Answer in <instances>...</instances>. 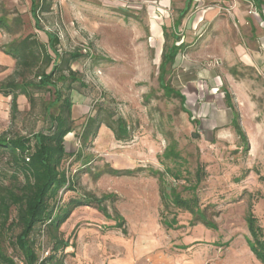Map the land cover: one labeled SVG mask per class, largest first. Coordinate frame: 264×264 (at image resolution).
I'll return each mask as SVG.
<instances>
[{
	"label": "rangeland",
	"instance_id": "rangeland-1",
	"mask_svg": "<svg viewBox=\"0 0 264 264\" xmlns=\"http://www.w3.org/2000/svg\"><path fill=\"white\" fill-rule=\"evenodd\" d=\"M184 2L49 0V11L37 13L36 26L31 0H0V17L11 25L18 21L13 35L0 31V49L28 34L45 42V33H55L60 50L78 48L84 55L71 64L87 88L75 84L71 92L75 132L65 138L71 155L61 165L71 190L62 188L58 197L60 205L78 196L91 204L76 208L60 228L59 238L68 245L57 252L64 264H262L248 248L247 220L264 231V71L254 53L250 63L236 52L238 43L254 47L246 40L248 24L240 28L232 7L191 0L178 25ZM240 6L253 16L251 0ZM209 9L217 15L196 29L197 13ZM173 46L163 82L179 91L183 104L166 95L158 79L162 56ZM14 65L0 50V83ZM34 98L31 109L19 96L12 115L11 98L0 95V135L45 129L41 107L51 94L34 93ZM100 98L126 121L130 139L118 142L101 126L92 144L81 149L77 134ZM234 113L247 138L246 151L231 126ZM170 149L177 159L165 157ZM78 150L80 160L73 156ZM107 169L132 175L95 178ZM160 174L166 192L174 189L190 209L197 201L216 229L197 222L189 208L166 206L159 196ZM117 216L125 234L110 228ZM42 243L45 250L51 246L48 238ZM4 246L15 260V251L7 242Z\"/></svg>",
	"mask_w": 264,
	"mask_h": 264
},
{
	"label": "trees",
	"instance_id": "trees-1",
	"mask_svg": "<svg viewBox=\"0 0 264 264\" xmlns=\"http://www.w3.org/2000/svg\"><path fill=\"white\" fill-rule=\"evenodd\" d=\"M50 8L49 0H31V13L38 26L37 13H47ZM183 12H186L185 10ZM5 18L0 17V31L13 35L14 26ZM38 30H41L38 28ZM47 40H39L36 35L28 34L22 38L14 39L0 50L14 60V71L10 78L0 83V95L11 98L12 115L18 112L17 98L23 96L33 109L35 106L34 93L50 92L52 100L45 102L41 107L44 130L36 131L28 136L0 135V264H18L13 257L5 252L4 243L15 251L17 258L23 264H37L43 248L42 240L48 238L50 248H46L48 255L40 264H64L62 257L57 255L68 245L59 238L60 228L68 220L72 212L79 207L89 206L90 198L81 196L68 200L65 205H60L58 193L62 188L71 190L66 173L62 170L63 160L71 154L65 150V138L75 132L74 120L71 115V92L78 88L86 89L82 77L74 71L71 64L81 57L83 52L76 48L70 52L59 49V38L55 33H45ZM167 50L162 56L158 67L159 81L162 89L168 96H175L183 104V96L163 82L166 67L176 53L174 49ZM87 55L88 52H85ZM227 107L232 108L230 95L224 92ZM98 99L85 121L81 124L77 138L80 148L91 145L101 126H104L112 134L116 141L127 142L130 139V129L126 121L117 116L108 104ZM55 112L52 113L51 109ZM184 113L188 114L185 109ZM189 115V114H188ZM231 126L241 140L243 150H248V142L245 133L239 124V116L233 114ZM165 157L175 159L178 155L170 149L164 153ZM75 159H81V150L73 154ZM84 162L83 165H88ZM102 175L119 177L132 175L131 171L121 172L107 169L99 172L95 178ZM155 176V175H152ZM157 176V175H156ZM199 176V175H198ZM180 175L176 173L175 179ZM160 200L166 206H181L189 208L197 222L204 227L216 229V226L206 219L205 213L197 207V201L193 209L187 207L188 201L181 199L179 193L170 188L168 192L163 185L162 175H158ZM197 200V199H196ZM97 209L105 218H108L104 209ZM250 217V215H249ZM112 229H118L125 234L123 219L116 217ZM175 220L173 219L172 222ZM109 228V227H108ZM249 239L247 245L254 257L264 264V231L256 228L251 219L247 220ZM42 246V249L39 248Z\"/></svg>",
	"mask_w": 264,
	"mask_h": 264
},
{
	"label": "crops",
	"instance_id": "crops-1",
	"mask_svg": "<svg viewBox=\"0 0 264 264\" xmlns=\"http://www.w3.org/2000/svg\"><path fill=\"white\" fill-rule=\"evenodd\" d=\"M241 1L243 0H204L206 4L220 3L225 6L232 7L234 18L239 23L240 28H244L248 24V34L246 36V40H248L254 48H251L250 45H246V47L241 46L238 43L236 44L237 46L235 47V50L244 56L245 59L243 60L249 61L250 63H252L250 54L254 53V55L257 56V59H255L257 66L264 71V0H251L254 7L253 16H248L246 11L241 9ZM185 4H187V6L184 9ZM190 4L191 0H185L183 8L178 11V17L175 24L179 25L182 22L184 16L189 10ZM184 10L186 12H183ZM216 15L217 13L213 9L204 10L203 13H197L196 29L200 26L201 22L204 20H212ZM245 48L248 52L245 51ZM225 91L227 90H223V95Z\"/></svg>",
	"mask_w": 264,
	"mask_h": 264
},
{
	"label": "built area",
	"instance_id": "built-area-1",
	"mask_svg": "<svg viewBox=\"0 0 264 264\" xmlns=\"http://www.w3.org/2000/svg\"><path fill=\"white\" fill-rule=\"evenodd\" d=\"M47 255H48V251L45 250V249L42 250V251H41V255H40V257H39V260H38V263H37V264H40L41 261L43 260V258H45ZM15 260H16V262H17L18 264H23L22 261H21L20 259H15Z\"/></svg>",
	"mask_w": 264,
	"mask_h": 264
},
{
	"label": "bare ground",
	"instance_id": "bare-ground-1",
	"mask_svg": "<svg viewBox=\"0 0 264 264\" xmlns=\"http://www.w3.org/2000/svg\"><path fill=\"white\" fill-rule=\"evenodd\" d=\"M70 137V136H69Z\"/></svg>",
	"mask_w": 264,
	"mask_h": 264
}]
</instances>
